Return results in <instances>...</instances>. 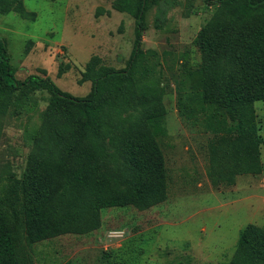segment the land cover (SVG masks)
I'll return each mask as SVG.
<instances>
[{"label":"trees","instance_id":"obj_1","mask_svg":"<svg viewBox=\"0 0 264 264\" xmlns=\"http://www.w3.org/2000/svg\"><path fill=\"white\" fill-rule=\"evenodd\" d=\"M212 1L215 11L196 38L201 62L188 72L189 95L184 100L180 96L178 103L180 113L188 110L197 117L214 107L233 122L217 130L207 144L210 184L230 187L238 177H256L263 170L264 138L257 129L254 104L264 103V0ZM149 3L157 6L153 26L160 30L170 2H113L115 11L134 20L133 48L121 70L91 56L80 80L90 82L91 91L82 98L61 91L48 76L17 80L7 44L0 38V113H36L38 102L32 94H49L34 134L37 152L23 178L0 192V264H34L35 244L97 231L103 209L130 206L145 211L167 200L168 176L158 141L165 135V109L157 86L143 81L146 69L141 63ZM10 13L35 18L23 0H0V15ZM63 74L59 69L58 76ZM139 108L138 118L126 120L129 128L118 135L114 120ZM116 154H124L128 170L119 180L101 172L103 162ZM106 264L127 263L114 258ZM227 264H264V228L246 225Z\"/></svg>","mask_w":264,"mask_h":264},{"label":"rangeland","instance_id":"obj_2","mask_svg":"<svg viewBox=\"0 0 264 264\" xmlns=\"http://www.w3.org/2000/svg\"><path fill=\"white\" fill-rule=\"evenodd\" d=\"M114 1L23 0L35 18L0 15V38L7 44L15 78L48 76L61 91L82 98L91 91L90 82L80 83L91 56L116 70L125 68L133 48L134 20L115 11ZM166 1L171 6L160 30L153 26L157 6L149 3L141 63L146 69L143 81L157 86L165 109V135L158 141L168 176L167 200L145 211L130 206L103 209L97 231L35 244L34 264H106L114 258L127 264H227L246 225L264 228V144L260 175L240 176L234 186L213 187L206 174L207 144L217 130L233 122L214 107L197 117L188 110L180 113L179 98L184 100L190 90L187 74L201 62L196 38L214 13L215 1ZM59 69L64 71L60 77ZM48 98L45 91L32 94L38 102L36 113H0V192L23 178L37 152L34 134ZM254 107L264 138V103ZM140 112L127 111L114 120L118 135ZM104 143L112 152L108 139ZM125 166L124 154H116L103 162L101 172L119 180L128 173Z\"/></svg>","mask_w":264,"mask_h":264}]
</instances>
